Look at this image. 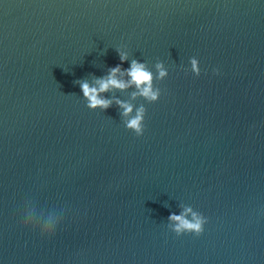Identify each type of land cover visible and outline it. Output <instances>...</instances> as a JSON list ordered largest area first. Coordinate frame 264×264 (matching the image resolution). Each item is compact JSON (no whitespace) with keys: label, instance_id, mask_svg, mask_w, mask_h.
I'll return each instance as SVG.
<instances>
[{"label":"water","instance_id":"water-1","mask_svg":"<svg viewBox=\"0 0 264 264\" xmlns=\"http://www.w3.org/2000/svg\"><path fill=\"white\" fill-rule=\"evenodd\" d=\"M133 59L159 101L89 109L78 81ZM0 264H264V0H0Z\"/></svg>","mask_w":264,"mask_h":264},{"label":"clouds","instance_id":"clouds-1","mask_svg":"<svg viewBox=\"0 0 264 264\" xmlns=\"http://www.w3.org/2000/svg\"><path fill=\"white\" fill-rule=\"evenodd\" d=\"M119 53L121 65L124 62H128L129 55L127 52L117 50ZM121 65H117L110 69V72L105 78H95L93 83L88 81H78L80 88L83 92V97L87 101V107L93 111L100 109L103 111L112 107L113 101L110 99L102 98V94H106L113 90L125 91L131 87H135L137 92L133 93V99L137 98V95L142 96L149 103H156L161 97V91L158 88H154L153 81L154 76L151 71L148 70L146 64L140 63L133 59L129 69L125 70ZM192 71L197 77L200 76V65L196 58L191 59ZM156 69L159 73L158 79L163 80L167 77L168 73L162 63L156 64ZM217 74L218 70H217ZM126 75L130 79H120L121 76ZM116 104L122 109V115L126 118L125 125L129 131L136 134L137 137H141L145 132V117L146 109L141 106L136 110L133 115V106L129 103H124L120 100H116ZM191 217L189 219L188 217ZM169 229L177 236H183L187 234H195L197 237L204 233L205 225L208 223L206 217L203 214L194 211L192 207L182 205V212L179 215L172 214L169 217ZM26 227H29L26 225ZM59 223L53 220H49L41 229L40 232L43 238H51L57 231Z\"/></svg>","mask_w":264,"mask_h":264}]
</instances>
